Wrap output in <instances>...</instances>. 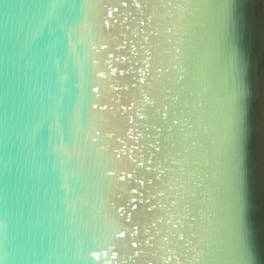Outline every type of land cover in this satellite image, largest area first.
Masks as SVG:
<instances>
[{
    "label": "water",
    "instance_id": "95a60500",
    "mask_svg": "<svg viewBox=\"0 0 264 264\" xmlns=\"http://www.w3.org/2000/svg\"><path fill=\"white\" fill-rule=\"evenodd\" d=\"M0 264H264V0H0Z\"/></svg>",
    "mask_w": 264,
    "mask_h": 264
}]
</instances>
